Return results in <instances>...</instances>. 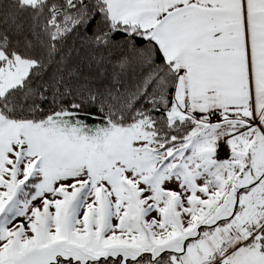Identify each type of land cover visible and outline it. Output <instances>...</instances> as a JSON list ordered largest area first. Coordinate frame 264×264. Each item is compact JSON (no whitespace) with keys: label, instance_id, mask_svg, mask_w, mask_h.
<instances>
[{"label":"snow or ice","instance_id":"6c2138e0","mask_svg":"<svg viewBox=\"0 0 264 264\" xmlns=\"http://www.w3.org/2000/svg\"><path fill=\"white\" fill-rule=\"evenodd\" d=\"M0 264H264V0H0Z\"/></svg>","mask_w":264,"mask_h":264}]
</instances>
